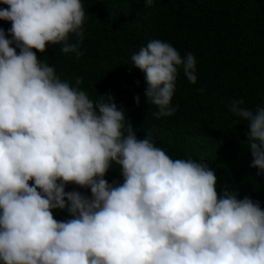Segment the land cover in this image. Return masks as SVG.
Returning <instances> with one entry per match:
<instances>
[{"label":"clouds","instance_id":"clouds-1","mask_svg":"<svg viewBox=\"0 0 264 264\" xmlns=\"http://www.w3.org/2000/svg\"><path fill=\"white\" fill-rule=\"evenodd\" d=\"M0 4V20L11 22L7 34L0 28V264H264L258 201L228 186L218 191L207 162L173 159L150 134L138 138L110 93L93 101L81 77L72 86L38 59L48 45L83 55L82 0ZM130 65L146 74L145 102L157 119L176 111L180 69L197 82L194 55L181 57L159 39ZM243 104L231 99L227 108L247 122L243 145L260 175L264 107ZM113 165L122 182L104 178ZM56 210L70 218L57 220Z\"/></svg>","mask_w":264,"mask_h":264},{"label":"trees","instance_id":"trees-1","mask_svg":"<svg viewBox=\"0 0 264 264\" xmlns=\"http://www.w3.org/2000/svg\"><path fill=\"white\" fill-rule=\"evenodd\" d=\"M82 3L87 17L83 55L48 45L45 53H36L38 59L72 86L81 77L79 87L93 101L110 93L138 138L150 134L173 159L207 162L215 169L218 191L228 186L239 199L248 196L264 209V173L257 175L258 169L250 167L252 157L243 145L247 122L227 108L231 99H242L243 107L253 111L264 107V0H154L151 7L143 0ZM10 27L11 22L0 20L6 34ZM153 39L196 59L197 82L190 83L180 69L172 99L176 111L159 119L153 115L158 109L145 102L146 74L130 65L131 56ZM104 178L122 182L115 165ZM65 190L90 196V189L76 185ZM54 217L70 218L59 210Z\"/></svg>","mask_w":264,"mask_h":264}]
</instances>
